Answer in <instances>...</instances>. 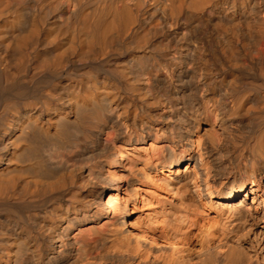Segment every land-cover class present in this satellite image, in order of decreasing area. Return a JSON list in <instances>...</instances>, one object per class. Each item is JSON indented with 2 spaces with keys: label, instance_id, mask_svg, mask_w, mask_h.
Returning a JSON list of instances; mask_svg holds the SVG:
<instances>
[{
  "label": "bare ground",
  "instance_id": "obj_1",
  "mask_svg": "<svg viewBox=\"0 0 264 264\" xmlns=\"http://www.w3.org/2000/svg\"><path fill=\"white\" fill-rule=\"evenodd\" d=\"M0 264H264V0H0Z\"/></svg>",
  "mask_w": 264,
  "mask_h": 264
}]
</instances>
